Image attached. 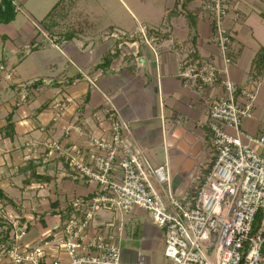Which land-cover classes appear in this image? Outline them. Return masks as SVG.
Returning <instances> with one entry per match:
<instances>
[{
    "label": "crops",
    "instance_id": "obj_1",
    "mask_svg": "<svg viewBox=\"0 0 264 264\" xmlns=\"http://www.w3.org/2000/svg\"><path fill=\"white\" fill-rule=\"evenodd\" d=\"M120 1L137 20L126 2ZM171 1L161 27L134 30L154 39L150 45L141 33L130 38L105 29L99 36L93 28L72 40L62 39L69 20L64 15L50 34L41 22L60 0H16L15 19L0 24V191L14 204L0 208L20 216L22 224L29 222V245L36 246L44 231L62 225L74 197L87 198L97 189L93 183L72 180L66 151L90 147L87 137L74 130L76 126L86 134H104L107 110L118 112L151 165L169 162L174 189L179 191L177 178H192L200 166L214 164L208 110L225 89L218 82L194 91L179 73L186 54L221 67L220 53L213 28L201 17L195 1L189 6L191 21L173 14L175 0ZM227 6L236 16L226 22L233 37L230 78L241 88L261 82L253 118L243 125L248 133L259 135L264 132V71L256 74L254 64L264 48V0H227ZM117 25L124 22L112 26ZM117 51L107 68H99L106 54ZM10 114L15 124L12 139L4 136ZM52 142L61 149L49 148ZM256 149L264 155V149ZM29 163L51 181L27 184ZM34 217L35 225L30 221ZM259 218L264 235V212ZM95 225L111 227L121 246L122 264H171L164 256L165 231L146 212L136 210L122 217L102 209ZM0 264H11L3 253Z\"/></svg>",
    "mask_w": 264,
    "mask_h": 264
},
{
    "label": "built area",
    "instance_id": "obj_2",
    "mask_svg": "<svg viewBox=\"0 0 264 264\" xmlns=\"http://www.w3.org/2000/svg\"><path fill=\"white\" fill-rule=\"evenodd\" d=\"M194 1L213 28L222 66L186 54L179 77L194 91L218 82L225 89L208 110L214 164L200 166L189 189H174L169 162L153 167L118 112L107 110L108 130L94 136L76 126L74 130L87 137L90 147L66 151L72 180L93 183L97 189L87 198L74 197L70 215L60 227L44 231L36 246L26 243L28 221L22 224L13 213L4 217L13 231L10 242L0 244V253L11 264H122L121 246L111 227L95 225L102 209L122 217L136 210L146 212L165 231L164 256L171 264H264V235L253 233L257 215L264 212V155L256 149H264V132L252 135L243 128L253 118L261 82L241 88L230 78L233 37L226 22L236 16L227 0ZM140 33L149 45L154 41L143 30ZM48 146L61 149L53 142ZM30 221L37 224L35 217Z\"/></svg>",
    "mask_w": 264,
    "mask_h": 264
},
{
    "label": "rangeland",
    "instance_id": "obj_3",
    "mask_svg": "<svg viewBox=\"0 0 264 264\" xmlns=\"http://www.w3.org/2000/svg\"><path fill=\"white\" fill-rule=\"evenodd\" d=\"M64 2V7L62 11L59 10V14L60 17L62 13L68 16V26H65V30H77L76 25L80 23L79 26H82L83 31L93 28L99 31V36L102 30L118 31L124 33L123 35L130 36L134 33H140L141 31H134L135 29L140 30V27L152 25L159 28L162 26L163 20L166 19L172 3L171 0H124L137 18L134 20V17L129 14L130 11L124 8L120 0H64ZM123 22L124 25L112 26L113 24H123ZM195 174L196 171L194 170L191 175ZM175 181L178 183L179 191H185L189 188L191 178L186 180H178L177 178ZM153 183L159 193L164 195L154 180ZM7 211V209L3 211L0 208V215L7 217L10 214Z\"/></svg>",
    "mask_w": 264,
    "mask_h": 264
},
{
    "label": "trees",
    "instance_id": "obj_4",
    "mask_svg": "<svg viewBox=\"0 0 264 264\" xmlns=\"http://www.w3.org/2000/svg\"><path fill=\"white\" fill-rule=\"evenodd\" d=\"M194 0H175L173 5V10L171 11L173 14H181L188 18L190 21L192 20V11H190V3ZM16 0H0V24H9L11 23L16 17ZM65 2L60 0V2L53 8V10L46 16V18L41 22L42 28H44L50 34H53L52 27L54 24L58 25L60 21L58 18L60 16L59 10L63 9ZM63 17V14L61 15ZM64 17H68L64 15ZM68 21V20H67ZM78 23L77 30H64L62 31L61 38L65 40H72L73 38L78 37L82 32V26H79ZM68 26V25H67ZM118 56V51L113 53H108L104 56V60L102 64L99 65V68H107L111 61ZM254 71L256 74H261L264 71V48H262L259 53L257 54V58L254 64ZM4 136L9 138L15 137V124L13 122V115L10 114L7 118V125L4 128ZM27 170L29 172V178L26 181L27 184L32 182H40V183H47L50 182L51 179L46 176H40L36 172V167L32 164H28ZM0 203L3 207L13 206V201L9 199L5 194L0 191ZM259 215H257L254 226H253V233L259 231ZM12 225L2 216H0V244H4L10 242V237L12 235Z\"/></svg>",
    "mask_w": 264,
    "mask_h": 264
}]
</instances>
